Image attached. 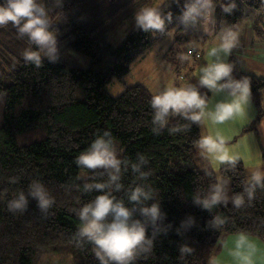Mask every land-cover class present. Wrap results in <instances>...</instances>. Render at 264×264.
<instances>
[{"label":"trees","instance_id":"16d2710c","mask_svg":"<svg viewBox=\"0 0 264 264\" xmlns=\"http://www.w3.org/2000/svg\"><path fill=\"white\" fill-rule=\"evenodd\" d=\"M157 2L60 0L57 4L43 0L51 17H63L68 31L61 35L63 28L52 24L57 59L42 57L39 67L23 56L36 46L11 23L0 26V264H38L43 255L55 253L68 255L73 264H99L94 246L78 236L77 212L98 194L97 190L85 192L84 183L103 182L107 175L79 167L76 157L103 131L111 133L121 160L128 161L122 163L124 187L114 195L127 204V190L143 186L154 193L146 203H159L165 213L155 229H147L148 250L130 264H209L220 238L232 233L257 236L264 242V185L256 187L249 199L246 189L251 174L242 162L218 169L207 166L196 147L200 125L179 116L154 132L150 106L154 94L144 85H125L116 96L106 89L113 79L123 81L131 64L165 36L133 26L135 11ZM169 2L164 0V10L172 13L173 23L167 27L174 35L162 60L178 81L193 83L200 56L193 42H206L209 33L199 25L185 31L175 19L183 0L168 8ZM235 5L230 13L218 5L215 20L235 26L252 15L249 46L264 42V0H235ZM66 35H71L66 46L87 57V67L59 56L60 40ZM227 62L233 65L234 78L249 82V97L257 113L247 128L253 127L264 116V78L243 71V60L232 51ZM140 156L147 161L140 166L148 173L143 179L131 169ZM33 181L41 182L53 198L47 211L28 196ZM218 181L225 182L227 202L211 209L195 203L194 197L207 196ZM21 190L27 207L10 212L8 202ZM237 195L244 198L239 207L232 203ZM185 246L188 252L181 251Z\"/></svg>","mask_w":264,"mask_h":264},{"label":"clouds","instance_id":"9594fccd","mask_svg":"<svg viewBox=\"0 0 264 264\" xmlns=\"http://www.w3.org/2000/svg\"><path fill=\"white\" fill-rule=\"evenodd\" d=\"M59 2L60 0H56L57 4ZM172 2L179 5L181 0H170L168 8ZM218 5L224 13H230L236 6L235 0H183L181 12L175 18L176 23L185 31L199 25L205 33L210 34V26L215 24V10ZM49 13L50 9L45 7L43 0H0V26L11 23L19 35L26 36L36 46L35 50H26L23 56L25 61L37 67L41 65L42 57L52 62L57 59V33L52 24L59 17H51ZM172 23V13L164 10V0L141 7L133 15L134 28L144 33L165 34L171 38L174 31L167 26ZM238 43L237 27L221 28L218 42L207 49L208 62L198 69L197 84L167 87L152 96L150 106L154 132L165 128L170 118L177 116L199 126L206 122L222 124L244 112L249 100V82L247 79L234 78L233 65L227 62V57ZM201 89L210 93H225L226 96L213 108H209L208 97ZM196 147L214 165H235L237 162V157L230 154L224 137L219 134L201 135L196 141ZM122 163L127 165L128 161L121 160L109 131L98 134L87 149L76 157L79 167L102 170L101 174L107 175V180L103 182L84 183L85 192L97 190L98 194L84 203L77 212L81 221L78 236L94 246L99 264H130L141 251L148 250L146 245H151V239L146 235L148 227L155 229L157 222L165 217L159 203H146L154 195L151 189L135 186L127 190V204L124 199H118L114 195L124 187L120 182ZM144 163H147L146 159L140 156L138 162L131 164L132 171L141 179L148 175L141 171L140 166ZM261 185H264V173H253L246 189L249 199L255 188ZM28 196L36 199L42 211H47L54 203L45 186L39 181L30 183ZM194 200L204 209L227 202L225 182L218 181L212 185L207 196H196ZM27 202L26 195L21 190L8 202L7 207L10 212L23 211ZM232 203L239 207L244 203L243 196H235ZM244 239L241 236V242ZM189 250L186 246L181 248L182 252Z\"/></svg>","mask_w":264,"mask_h":264},{"label":"rangeland","instance_id":"374dc122","mask_svg":"<svg viewBox=\"0 0 264 264\" xmlns=\"http://www.w3.org/2000/svg\"><path fill=\"white\" fill-rule=\"evenodd\" d=\"M57 17V16H56ZM58 19H54L53 23L58 24L63 29L59 34L64 35L67 33L68 28L65 27V21L62 16H58ZM250 16L242 18L235 25L239 29V38L244 34L246 24H249ZM228 26L224 20H215V24L210 26L211 33L208 36V41L218 40V33L221 28ZM71 40V35H66L60 40L61 52L59 56L63 59H67L81 67L88 66V59L84 55L74 52L72 49L66 46L67 42ZM172 37L169 38L165 35L160 41H158L153 47L144 51L130 66L128 74L124 77L123 81L113 79L106 87L111 95H118L123 91L125 85H132L134 83H145L150 85L152 91H161L167 88L170 81L166 75L168 65L164 64L162 68L160 63V57L169 46ZM195 46L200 48L204 47L205 42L195 41ZM262 43V42H261ZM263 44V43H262ZM261 44V45H262ZM260 45V44H259ZM202 63V60H198L194 66L193 74L196 75L198 67ZM169 74H171L169 72ZM173 86H184V83L179 81L177 84L173 80ZM244 236L245 239L241 242L240 238ZM223 238V237H222ZM221 239V238H220ZM246 239L255 240L254 242L245 241ZM222 248L218 251L221 256L216 260L217 264H264V242L257 236H249L243 233H232L224 236L222 240ZM217 253V254H218ZM212 256V255H211ZM210 262H214V257L210 259ZM38 264H73V261L68 255L55 253L43 255Z\"/></svg>","mask_w":264,"mask_h":264},{"label":"crops","instance_id":"0c3cea01","mask_svg":"<svg viewBox=\"0 0 264 264\" xmlns=\"http://www.w3.org/2000/svg\"><path fill=\"white\" fill-rule=\"evenodd\" d=\"M252 18H253L252 15H250V22ZM250 22L249 24H246L247 27L245 28L246 31L245 38L243 37L244 34H242L241 37L239 38V43L237 47L233 48L232 52L243 60V67H242L243 71L264 78V42H262L263 44L261 42H256L253 44V46H249L250 38H251V31L249 26ZM217 42L218 40H214V41L207 40L204 43L205 45L203 48L194 45L193 49L197 48L200 50L199 59L202 60L200 66L208 62L209 57L207 56V49L213 46ZM160 63L161 66L163 65L162 68L165 67L164 65L165 63L162 60V56L160 57ZM169 72L171 74H169ZM165 73L170 81L168 87L173 86L172 84L173 80H175L176 84L179 82L176 79L173 70L169 66ZM194 77L198 81V72H196V75H194ZM197 81H194L191 84L195 85L197 84ZM181 82L184 83V85L189 84L187 80L183 81L182 79ZM140 84L144 85L154 95L160 92V91L159 92L152 91L150 89L151 88L150 85H147L145 83H140ZM201 91L207 92L206 89H201ZM206 95L209 101V108H213L217 102L223 100L226 96L225 93H210V92H207ZM256 113H257L256 106L249 97L248 103L245 105V109L242 114L236 115L232 119L225 121L222 124H212L211 122H206L205 124L200 125L201 135L219 134L220 136L224 137L226 141V146L229 149L230 154L236 156L237 161L242 162V164L246 168H248L251 176L255 172L264 173V170L261 169L262 156L264 153V116L260 117L256 121L253 127L247 128V126L252 124V122L255 120ZM202 157L205 160L206 165L212 169H218L221 165H224V164L214 165L204 156ZM223 239L224 237L220 239L218 250L215 253H213L211 256L212 258L214 257V262H210L209 264H217L216 260H218V258L221 256V253H218V251L222 248L221 244ZM245 241L254 242L255 240L246 239Z\"/></svg>","mask_w":264,"mask_h":264}]
</instances>
